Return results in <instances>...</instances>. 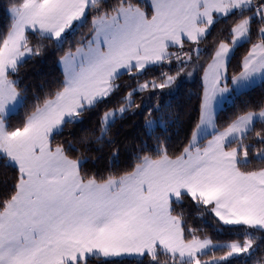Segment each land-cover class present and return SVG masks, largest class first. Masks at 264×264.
<instances>
[{"label": "snow or ice", "instance_id": "obj_1", "mask_svg": "<svg viewBox=\"0 0 264 264\" xmlns=\"http://www.w3.org/2000/svg\"><path fill=\"white\" fill-rule=\"evenodd\" d=\"M146 7L150 14L133 0H115L110 10L103 0H20L10 7L13 23L0 36V167L13 168L16 177L0 199V264H94L96 258L115 264L112 258L123 256L160 264L161 252L172 264H228L254 251L252 231L264 232V166L252 164L264 165V131L255 132L261 147L245 141L256 122H264V109L238 115L223 130L214 115L231 93L264 81V0H148ZM237 14L239 20L228 29L231 40L214 45L199 123L180 155H169L157 138L154 156H138L123 174L97 176L82 171V156L70 154L77 151L75 144L56 142L68 125L121 92L117 81L127 74L135 87L129 85L121 105L99 121L95 141L105 142L116 120L133 107L134 94L176 84L185 67L199 59L210 29ZM89 16L91 39L60 60L62 86L34 105L22 125L12 126L11 114L26 99L12 76L43 51L30 46L26 33L62 46L68 32L87 24ZM254 24L260 42L244 56L233 88L226 82L221 86L230 56L248 42ZM173 61L174 75L162 73L160 83L139 82L152 66ZM154 124L146 120L148 128ZM208 135L211 139L201 145L198 138ZM87 140L82 138L81 145ZM107 143L113 162L118 161L116 142ZM186 201L213 214L221 227L243 230L246 238L218 245L197 237L187 229L183 212H176ZM217 248L226 249L219 259H200Z\"/></svg>", "mask_w": 264, "mask_h": 264}, {"label": "trees", "instance_id": "obj_2", "mask_svg": "<svg viewBox=\"0 0 264 264\" xmlns=\"http://www.w3.org/2000/svg\"><path fill=\"white\" fill-rule=\"evenodd\" d=\"M20 0H0V36H4L10 30L13 19L10 7L19 3ZM140 3L142 8L151 13V9L146 7L148 0H133ZM106 10L115 4V0H103ZM245 15H251L245 12ZM239 14L222 20L214 28L210 29L203 43L200 45L199 59L195 64L185 67L176 84L164 89H148L133 95V107L124 114L123 118H118L111 128L109 136L105 142L97 143L95 136L99 135V121L104 112L117 108L122 103V97L135 87L136 81L129 75L122 74L117 81L122 85V91L108 98V102L98 106L91 112L85 113L81 120L76 124L68 125L63 133L56 137V142L71 141L75 144L77 151L70 153L72 156H82L85 162L82 171L90 175L107 176L108 174L120 175L125 171H130L137 163V157L155 154L158 140L168 149L169 155L175 157L180 155L184 147L192 139V133L196 130L199 123L200 103L203 96L204 83L203 73L207 65L211 62V54L214 45L219 41H230L228 29L239 20ZM91 19L79 29L68 32L67 39L62 46H58L54 41L45 39L37 32L28 31L30 46H41L43 51L39 56L27 59L20 67L19 72L12 76L18 82L20 90L26 99L23 107L11 114L10 123L12 126H20L26 116L33 110L34 105L42 103L45 98L50 97L61 86L64 74L60 67L59 60L67 52L74 51L81 42L91 39ZM83 35V37H80ZM82 38V39H81ZM256 25L250 34L248 42L235 47L233 54L227 62L226 75L227 84L230 85L233 76L238 75L242 70L241 63L253 44L259 39ZM195 58V55H194ZM177 65L164 64L163 66H152L139 80H155L162 82V73L167 72L174 75ZM189 70V71H188ZM193 71V75H189ZM188 75V76H187ZM131 87H128V86ZM250 90L241 94L232 95V100L219 109L215 117L217 128L223 130L238 115L245 112H258L264 107V81H261ZM139 105V107H136ZM159 106V110H156ZM150 113V114H149ZM151 119L155 122L152 128L146 126V120ZM264 131V122L257 121L255 129L249 134L245 143L253 144L255 148L261 147L256 143L255 132ZM87 137V145H81L82 138ZM114 140L116 147L119 148V159L112 160V147L107 140ZM206 139H203V143ZM257 161L253 160L252 167H261ZM16 172L11 167H0V199L9 194L12 184L15 182ZM176 212H183L187 229L195 232L202 237H210L216 242L240 241L246 238L243 230L221 227L217 218L213 214L198 209L191 201H186L183 205L176 207ZM191 238L190 236L188 237ZM254 241V251L247 256L232 258L228 264H264V232L252 231ZM226 249H215L209 251L207 255L200 257L202 261H210L211 258L225 254ZM221 254V255H220ZM115 264H141V260L147 261L148 258L139 257H117L112 258ZM160 264H172L170 255L161 252L158 256ZM94 264H100V258H96Z\"/></svg>", "mask_w": 264, "mask_h": 264}, {"label": "crops", "instance_id": "obj_3", "mask_svg": "<svg viewBox=\"0 0 264 264\" xmlns=\"http://www.w3.org/2000/svg\"><path fill=\"white\" fill-rule=\"evenodd\" d=\"M29 31H30V30H29ZM70 31H71V30H70ZM72 52H75V50L72 51ZM63 56H64V55H63ZM63 56H62V57H63ZM62 57H61V58H62ZM61 58H60V60H61ZM60 60H59V63H60ZM60 67H61V69H62V71H63V66H62L61 64H60ZM206 69H207V67H206ZM206 69H205V70H206ZM225 74H226V72H225ZM204 76H205V71H204V74H203V81L205 80V79H204ZM231 81H232V80H231ZM259 82H261V81H260V80H256V81H254V84H257V83H259ZM224 83H225V81H222V82H221V86H223ZM228 87H229V89H232V88H233L231 82H230V85H228ZM204 88H205V82H204ZM203 92H204V90H203ZM233 93H234V92H233ZM233 93H231V95L228 96V99L226 100V102H224L221 106L216 107L215 115H214V121H215L216 112L219 110V108L223 107L226 103H228L229 101H231ZM262 109H264V107H263ZM258 112H259V111H258ZM258 112H254V113H258ZM215 125H216V121H215ZM216 127H217V126H216ZM204 139H206V140H205L203 143H201V141H202L203 139L198 140V142H199L201 145H204V144L207 143V140H208V139H211V136L208 135V136H206V138H204Z\"/></svg>", "mask_w": 264, "mask_h": 264}, {"label": "rangeland", "instance_id": "obj_4", "mask_svg": "<svg viewBox=\"0 0 264 264\" xmlns=\"http://www.w3.org/2000/svg\"><path fill=\"white\" fill-rule=\"evenodd\" d=\"M78 30L79 29V27H76V28H74V29H72L71 31H69V33H71L72 31H74V30ZM80 37H83V35H80ZM82 39V38H81ZM260 42V38L257 40V42L256 43H259ZM76 50V49H75ZM175 62V61H174ZM175 64H176V62H175ZM186 68H188V69H192L191 67H189V65L186 67ZM177 69V68H176ZM189 71V70H188ZM190 73H191V75H193L194 76V73H193V71H190ZM204 74V73H203ZM190 75V76H191ZM188 76V75H187ZM225 76H226V80H227V75L225 74ZM203 80V79H202ZM232 80V79H231ZM205 82V80L203 81V83ZM226 83H227V81H225ZM233 98V97H232ZM232 100V99H231ZM230 102V101H229ZM220 109V108H219ZM109 111V110H108ZM219 111V110H218ZM217 111V112H218ZM217 112H216V115H217ZM216 117V116H215ZM216 126H217V124H216ZM196 131V130H195ZM210 131V130H209ZM198 140H200L199 138H198ZM197 237H199V238H201V239H204V238H208V239H211L210 237H208V236H206V237H202V236H198V235H196ZM212 240V242H213V244H218V245H225V244H229V243H232V242H240V241H222V242H216V241H214L213 239H211ZM241 243V242H240ZM221 255V254H220ZM221 256H223V255H221ZM221 256H217V257H213V258H211L210 259V261L211 260H213V259H219ZM123 257H126V256H123ZM132 257H136V256H132ZM140 258V257H139Z\"/></svg>", "mask_w": 264, "mask_h": 264}]
</instances>
